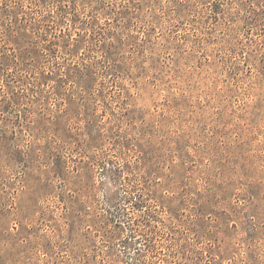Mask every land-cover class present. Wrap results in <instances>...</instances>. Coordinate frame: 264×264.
I'll list each match as a JSON object with an SVG mask.
<instances>
[{"label": "rangeland", "instance_id": "obj_1", "mask_svg": "<svg viewBox=\"0 0 264 264\" xmlns=\"http://www.w3.org/2000/svg\"><path fill=\"white\" fill-rule=\"evenodd\" d=\"M0 264H264V0H0Z\"/></svg>", "mask_w": 264, "mask_h": 264}]
</instances>
